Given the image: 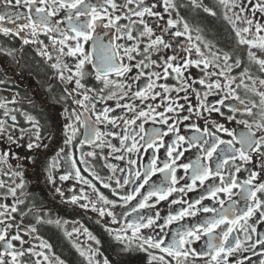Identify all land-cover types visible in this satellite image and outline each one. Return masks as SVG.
I'll list each match as a JSON object with an SVG mask.
<instances>
[{"label": "snow or ice", "instance_id": "obj_1", "mask_svg": "<svg viewBox=\"0 0 264 264\" xmlns=\"http://www.w3.org/2000/svg\"><path fill=\"white\" fill-rule=\"evenodd\" d=\"M160 3L161 0H0V35L19 39L22 45H37L38 54L46 61H52L49 66L55 70L58 79L65 84L74 83L70 91L82 96V99L72 97L73 103L83 110L69 113V119L74 123L67 125V146H72L79 129L84 128V139L79 141L81 146L87 144L101 150L107 146L111 152H122L115 156L117 160L125 158L123 153L152 150L147 164L140 165L135 172L131 168L137 167V160L129 157L128 174L115 179L116 189L134 185L130 191H113V195L122 201L119 207L124 211L119 214L114 211L117 202L106 198L90 181L84 180L76 169V162L72 161L76 179L87 184L96 195V200H89L80 207L88 209L91 206V210L98 212L99 216L111 217L113 224L118 222V216L127 218L136 214L135 219H125L119 229H108L111 250L118 254H147L146 264H244V260L237 257L247 252L264 257V252L256 251L257 245L264 248V234L258 233L256 227V224L264 225V198L261 195L264 194V76L254 74L251 68L254 65L259 73L264 74V0H162L164 13L167 14L164 23H160L165 20L164 13L157 10ZM217 8L223 9L222 18L235 33L237 44L247 46L246 64L241 58L234 59L229 52H221L216 45L204 40L201 35L203 29L198 26L193 29L180 11L202 10L210 17L219 18ZM249 10L252 17L259 13L260 19L254 20L244 14ZM146 18H158L155 27ZM238 22L245 26H238ZM99 30L107 31L101 34ZM41 36L47 38V44L40 39ZM105 36H109L107 43L104 42ZM165 36L184 37L181 51L189 56L194 52L196 58L172 55L159 57L163 63L157 64L151 59L152 55L158 54L161 49L174 47ZM122 40L133 43L117 42ZM89 43L91 50L85 47ZM13 51L0 46V52L6 55L11 56ZM138 56L140 59L135 64L130 63ZM65 58H72L73 64L69 65ZM86 65H92L99 88L88 87L85 83L92 75L86 71ZM153 66L161 71H145ZM190 67L200 68L203 73V78L193 81L207 89L203 96L189 83L190 77L184 74ZM133 68L137 69V73L129 76ZM235 70H239L238 74H233ZM172 74H175L178 87L157 83L161 79L167 80ZM157 89H162V92ZM240 90L245 93L243 97ZM189 91L195 93L196 104L189 100ZM173 92L177 95L184 92L186 103H178ZM213 94L218 96L214 104L208 101V96ZM158 97L160 102L145 104L144 107L136 103L157 101ZM111 100L116 101L115 107L125 110L126 114L112 117L110 113L114 108L110 106L97 110V102ZM228 101L233 103H226ZM0 108H6L5 103L0 102ZM225 108L227 112L223 110ZM185 112L188 114L184 115ZM205 112L209 116L217 113L223 120L229 123L234 121L242 128L226 127L225 123L214 118L209 127V120L203 115ZM4 115H9L7 109ZM196 118L205 121L203 128L193 122ZM11 119L15 121L16 117L12 116ZM27 121L35 129V142H30L27 147H43L39 122L31 115L27 116ZM149 122L154 127L145 129V124ZM120 123L123 125L121 133L101 132L99 128L102 124L116 128ZM181 125L193 135L180 134ZM4 131L5 121L0 120V133ZM170 134L171 142H165L164 137ZM107 136L119 138L120 147L107 142L104 139ZM224 136L229 139H224ZM8 139L12 143L17 142L11 135ZM160 148H165L166 152L162 166L156 154ZM193 148L197 149L195 158L187 163H178L185 152ZM60 152H64V149ZM86 155L94 157L96 153L90 151ZM7 157L8 153L0 155V163H6ZM68 159L72 160L71 154ZM254 160L259 162V171L255 170V165L252 169L245 167ZM49 167L57 168L58 160L53 159ZM106 167L113 173L117 171L111 164H106ZM178 169H183L185 176L178 177ZM86 170L104 188L110 187L93 169ZM242 171L248 173L247 178H238L237 174ZM158 173L163 176L160 183L153 181ZM11 175L20 177L19 183L6 186L0 182V188L7 187V194L15 200L10 208L0 204V226H3L0 228V242L3 245L0 264H65L54 253L52 245L38 235L34 239L39 244L25 248L24 245L30 242L18 234L20 226L6 222L14 220L10 213H17L20 211L18 205L25 203L17 195L18 189L20 196L25 195L23 173L16 171ZM68 178V175L60 177L61 180ZM49 180L54 182L51 172ZM181 180L185 183L178 187ZM146 185L149 187L142 192ZM198 188L201 191L194 200L174 197L170 204L180 205L179 209L169 212L163 218V223H158L161 214L159 211L152 213L155 204L150 201L153 198L155 203H159L168 200L173 193L194 192ZM56 191L63 196L59 188ZM221 194L226 199L221 198ZM84 198L74 195L71 203L76 204ZM205 200L211 201V204H205ZM132 201L136 203L132 204ZM98 203L102 206L98 207ZM31 211L21 212L22 219ZM201 213L204 215L201 216ZM254 216L255 223H250ZM189 217L199 219L191 225L180 223ZM45 222L52 223L50 220L44 221L41 216L36 217L37 224ZM55 223L58 226L61 224L59 220ZM173 224H179V227L172 230L170 226ZM13 227L17 228V234L11 233ZM157 228L160 232L155 235L143 231H155ZM165 229L169 231L165 232ZM37 231L35 226H30L25 235ZM84 232L89 240L100 245L101 242L87 229ZM74 233H78V229L65 232V235L72 238ZM253 234L257 236L255 241H252ZM169 236L170 240L167 239ZM202 239L200 249L192 247L194 242ZM14 242H19V247ZM73 247L85 264H116L108 256L100 259L98 247H85L75 241ZM248 261L252 264L251 257H248ZM258 264H264V258H258Z\"/></svg>", "mask_w": 264, "mask_h": 264}, {"label": "flooded vegetation", "instance_id": "obj_2", "mask_svg": "<svg viewBox=\"0 0 264 264\" xmlns=\"http://www.w3.org/2000/svg\"><path fill=\"white\" fill-rule=\"evenodd\" d=\"M211 2V0H208ZM159 12L164 13L162 0L160 6L157 9ZM181 15L188 21L190 26L195 29L197 26L203 29L201 35L204 40L216 45L221 52H229L233 58L239 57L246 64L247 63V46H239L236 42L235 33L231 30L230 25H228L222 18L223 9L217 8L216 11L219 14V18L210 17L202 10L189 11L181 9ZM236 11H239L236 9ZM245 15L252 17L251 11H246ZM165 20L160 21V23L166 22L167 14L164 13ZM175 16V13H173ZM254 20L260 19V14L257 13ZM148 19L152 26L155 27V23L158 18H146ZM122 23H127V21H122ZM238 26H245L238 22ZM142 27V26H137ZM101 34L107 30H99ZM193 32V36H195ZM264 34V33H262ZM40 39L44 40L45 44L48 43L47 38L41 36ZM165 39L171 42L174 47L167 50L161 49L158 54H153L151 59L156 61L157 64H162L163 61L159 57H166L172 55H179L187 58H196L195 53L189 56L188 53L181 51V45L185 43L184 37H171L165 36ZM109 36L104 37V42L107 43ZM118 43H128L131 41H117ZM0 46L4 49H14L13 54L6 55L0 52V102L5 103L6 108H0V120L5 121L6 131L0 133V155L3 153H8L6 163H0V182H3L6 186L13 185L14 183H19L20 177H12V172L23 173L24 180V193L25 195L20 196V190H17V195L20 199L25 201L24 204L18 205L20 211L17 213H10L14 220H6L7 223H13L20 226L19 235L26 241L30 243L25 244L24 247L27 248L31 245H38L39 241L34 239L36 235L49 244L52 245L54 253L61 257L65 264H85L83 259L79 256L76 249L73 247V242L82 243L83 246H91L93 248L98 247L103 259L104 256H108L111 260L116 262V264H132L133 259H138L143 262H147V254L144 253H117L109 248V243L111 242V237L109 235L108 229L117 230L123 226L125 219H135L136 214L134 213L131 217H120L118 216V222L113 224L111 222V217L105 215L104 217L99 216L98 212L92 211L91 206L88 209L80 207L82 204H86L89 200H96V195L87 184H84L76 179L75 172L76 169L80 171L81 177L84 180L90 181L97 191L102 193L106 198L114 200L117 202V207L115 208V213L119 214L124 211L123 208L119 207L122 201H119L118 197L113 195V191L123 192L125 190L130 191L134 185L126 186V189H116L115 179L121 176H126L130 170L128 165V158L137 160V167L131 168L132 172H135L140 165H146L152 150L149 149L144 151L140 150L139 153H123L125 158L123 160L115 159V156H119L122 152H111V150L105 146L102 150L95 146H89L87 144L81 146L79 141L84 139L83 133L84 128H80L76 138L73 140L72 146H67L65 140L67 138V125L69 123H74L73 120L69 119V113L73 110L82 111L78 105L73 103L72 97L77 99H82V96H77L76 92H71L70 90L74 88V83L65 84L62 83L55 72L49 65L52 61H46L38 54L37 45H22L19 39L4 38L0 35ZM85 47L91 50V43L85 45ZM143 47V45H141ZM202 47V45H201ZM206 51V50H205ZM69 65L73 64L72 58H65ZM140 57L138 56L136 60L130 63L135 64ZM126 63L128 61H125ZM202 67V66H201ZM252 71L256 75L264 76V74L259 73L256 66H251ZM86 71L92 73L85 83L88 87L95 86L99 88L100 85L95 81L94 73L92 70V65H86ZM146 72L161 71L160 68L155 66L145 69ZM239 70H235L233 74H238ZM137 69L133 68L129 76H135ZM185 76L190 77L189 83L192 87L200 91L201 96L207 89L203 88L198 83H194V80H199L203 78V73L200 68L190 67L185 73ZM175 74H172L167 80L161 79L157 83H166L172 87H178V82L174 78ZM146 78H142L145 80ZM215 79V78H212ZM162 92V89H157ZM173 96L177 97V102L180 104H185L183 99L185 93L180 92L178 95L176 92L172 93ZM240 95L243 97L245 93L240 90ZM255 98V97H253ZM218 96L213 94L208 96V101L215 103ZM189 100L192 104H196L195 93L189 91ZM12 101H15L14 103ZM95 102V101H94ZM126 102V101H122ZM160 102V98L157 101H145L141 104L140 101H136L140 107H144L145 104ZM226 103H233L228 101ZM116 101H106L104 103L97 102V110L99 111L105 106H110L114 108V111L110 113L112 117L125 115L126 112L123 109L116 108ZM7 109L9 115L5 116L4 112ZM67 109V111H65ZM227 112V109H223ZM187 115L188 113H183ZM33 116L40 125L41 141L40 143L44 145L40 148L29 149L27 145L30 142H35V129L27 121V116ZM130 115V114H128ZM205 117L209 120V127L211 126V120L214 118L217 121L225 123L226 127L232 129H240L242 125H237L235 122H227L223 120L222 117L217 113H212L209 116L208 113H203ZM12 116L16 117V120L11 119ZM198 124L201 128L205 126V121L203 119L196 118L193 121ZM187 123V122H185ZM154 127L151 122L145 124V129H150ZM155 127H160V125H155ZM101 132L111 131L121 133L123 125L119 124L118 127L113 128L110 124L105 127V125H99ZM138 131V129H136ZM180 134L185 136H191L193 133L186 130L183 125H181ZM11 135L16 139V143H12L8 137ZM171 134L168 137H164L165 142H171ZM224 139H229V137L224 136ZM107 142H110L116 148L120 147L119 138H114L112 136H107L104 138ZM129 144L131 141L128 142ZM64 152H60L61 149ZM95 152L94 157H89L86 155L87 152ZM60 152V156L57 157V153ZM197 149L193 148L189 152H185L184 157L181 158L180 162L187 163L189 159H194ZM71 154L72 160L68 159V155ZM159 157L158 163L161 164L166 159L165 148H160L159 152L156 153ZM104 158H101V157ZM53 159L58 160V167L55 169H50V165ZM76 162V169L72 167V161ZM84 162H81V161ZM106 164H111L117 169L113 173ZM255 165V170L259 171V162L254 160L252 164L246 165L245 167L252 169ZM86 168H91L95 171L101 179L110 185L108 188H104L103 185L94 180L89 174ZM123 168L124 171L121 172L120 169ZM49 172L52 174L53 181L49 180ZM62 175H68L67 180H61ZM239 179L247 178L248 173L242 171L237 174ZM177 176L183 177L185 173L183 169L177 170ZM112 177V179H108ZM264 178V177H262ZM163 179L162 174H157L153 177V181L160 183ZM184 180L180 181L179 186H183ZM151 184V181H150ZM149 186L146 185L145 189H141L145 192ZM60 189L63 192L61 196L56 189ZM201 190L198 188L194 192L173 193L172 196L166 201H160L155 203V198H153L150 203L155 204V208L152 209V213L159 211L161 214V220L158 223H163V218L166 217L169 212L179 209L180 205H172L170 201L175 197L177 199L183 198L184 200H194L198 198L199 192ZM235 191V190H234ZM81 197L84 199H79L76 204L71 203V198L73 196ZM264 198V194H261ZM221 198L226 199L221 194ZM236 197H234L235 199ZM139 199V197H138ZM15 203V200L11 195L7 194V187L0 188V204L8 205L9 208ZM136 201H132L135 204ZM205 204H211V201L205 200ZM98 207L102 205L98 203ZM219 207L218 205H216ZM227 206V204L225 205ZM242 206V205H241ZM28 209L32 211L25 216L23 219L21 217V212H28ZM148 211V210H142ZM201 216L204 214H200ZM41 216L44 221H52V223H36V217ZM196 218H186L181 221V224L191 225L196 222ZM59 220L61 222L58 226L55 222ZM256 217L254 216L250 223H255ZM30 226H35L38 231L32 235H25L27 228ZM3 226H0L2 228ZM179 227V224H173L170 226L172 230ZM258 233L264 234V225L256 224ZM78 229V233H74L72 238L65 235V232H72L73 229ZM84 229H87L93 236L96 237L101 243L96 245L94 241L88 239L87 234H85ZM12 234H17V228L13 227L11 230ZM146 234H157L160 229L157 228L155 231L152 229H144ZM165 229V232H168ZM235 235V233H234ZM170 240V236L167 237ZM243 239V235H241ZM257 236L253 234L252 241H255ZM16 247H19V242H14ZM203 244V239L201 241L194 242L192 247L200 249ZM3 250L2 242H0V251ZM257 253L264 252V248L257 245ZM159 254V253H158ZM162 255V254H160ZM248 257H251L252 264H258L257 255H253L251 252L241 253L237 258L243 259L244 264H249ZM174 264V262H173ZM202 264V262H201Z\"/></svg>", "mask_w": 264, "mask_h": 264}, {"label": "trees", "instance_id": "obj_3", "mask_svg": "<svg viewBox=\"0 0 264 264\" xmlns=\"http://www.w3.org/2000/svg\"><path fill=\"white\" fill-rule=\"evenodd\" d=\"M132 264H146V263L143 262V261H140V260H138V259H133V260H132Z\"/></svg>", "mask_w": 264, "mask_h": 264}]
</instances>
